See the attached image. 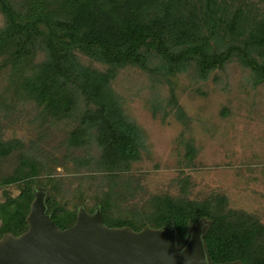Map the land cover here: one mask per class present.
<instances>
[{"label":"trees","instance_id":"1","mask_svg":"<svg viewBox=\"0 0 264 264\" xmlns=\"http://www.w3.org/2000/svg\"><path fill=\"white\" fill-rule=\"evenodd\" d=\"M0 13V79L8 75L0 108L9 111L33 102L41 117L71 121L62 166L73 163L75 174L95 179L99 173L109 181L93 205L85 198L69 208L59 198L69 192L65 177L51 171L43 152L20 139L0 138V189L19 191L16 196L5 192L0 201V239L28 230L31 204L43 189L47 213L62 229L76 223L81 206L90 213L100 208L110 227L175 228L181 245L204 222L211 264H264V224L227 209L225 196L198 201L156 195L144 213H115L112 198L119 194L114 181L146 148L144 131L128 117L123 97L113 87L119 70L138 67L162 77L170 86L169 104L182 119L175 78L192 67L207 80L238 60L251 70L254 85L262 84L264 0H0ZM78 50L109 69L75 63ZM195 153L189 145V159ZM11 159L14 164L7 170L3 163Z\"/></svg>","mask_w":264,"mask_h":264},{"label":"rangeland","instance_id":"2","mask_svg":"<svg viewBox=\"0 0 264 264\" xmlns=\"http://www.w3.org/2000/svg\"><path fill=\"white\" fill-rule=\"evenodd\" d=\"M3 23L0 13V26ZM75 63L101 72L110 67L80 50L75 52ZM7 76H1L0 91L7 90ZM175 83L184 119L169 104L170 86L162 77L127 67L113 82L126 114L146 136L141 159L114 181L120 194L112 197L114 212L144 213L156 195L198 201L225 196L227 209L252 215L264 224V83L254 85L251 70L238 60L207 80L192 67L180 73ZM72 126L69 120L41 117L33 102H22L9 111L0 108V138L20 139L26 147L34 145L43 152V160L53 165L51 171L65 177L64 189L69 192L59 198L68 201L69 208L85 198L93 205L101 189L109 186L99 173L95 179L88 178L75 174L73 163L62 166L65 138ZM189 145L196 151L193 159L187 156ZM74 153L84 155L83 150ZM13 164L11 159L3 166L8 170ZM7 191L13 196L19 193L13 186L1 188L0 201Z\"/></svg>","mask_w":264,"mask_h":264},{"label":"water","instance_id":"3","mask_svg":"<svg viewBox=\"0 0 264 264\" xmlns=\"http://www.w3.org/2000/svg\"><path fill=\"white\" fill-rule=\"evenodd\" d=\"M47 191L36 192L29 228L0 239V264H211L203 240L205 223L181 245L175 228L110 227L101 209L80 207L76 223L60 228L47 213Z\"/></svg>","mask_w":264,"mask_h":264}]
</instances>
